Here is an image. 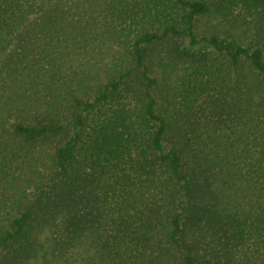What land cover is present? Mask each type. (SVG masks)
<instances>
[{
	"label": "trees",
	"instance_id": "16d2710c",
	"mask_svg": "<svg viewBox=\"0 0 264 264\" xmlns=\"http://www.w3.org/2000/svg\"><path fill=\"white\" fill-rule=\"evenodd\" d=\"M0 264H264V0H0Z\"/></svg>",
	"mask_w": 264,
	"mask_h": 264
}]
</instances>
